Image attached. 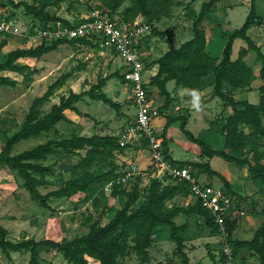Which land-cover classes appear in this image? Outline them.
<instances>
[{
    "label": "rangeland",
    "instance_id": "1",
    "mask_svg": "<svg viewBox=\"0 0 264 264\" xmlns=\"http://www.w3.org/2000/svg\"><path fill=\"white\" fill-rule=\"evenodd\" d=\"M14 1H26L38 7L45 4L46 11L51 15L68 21L84 19L96 12L109 13V10L99 0ZM205 1L207 0H173L169 8L158 19L150 23L152 25L151 32L140 40L144 66L146 64L147 67L151 68L160 54L171 48H178L183 42L193 37V11L198 13ZM128 4L129 2H126L120 10H123ZM250 5L251 0H222L216 8L204 17L200 26L207 33L206 37L208 36L209 40L207 50L213 57L221 56L229 34L244 24L250 12ZM256 7L261 22L249 30V35L264 53V0H256ZM0 17L15 20L14 22L22 31L21 34L16 35H0V44L3 41L6 42L5 45H0V63H4L8 53L14 49L36 47L41 44V39H31V27L38 21L26 13L24 6L15 7L8 0H0ZM114 17L121 18V14L118 12L114 14ZM138 17L146 20L142 15ZM247 46L245 40L236 39L233 59H237L242 47ZM244 60L253 69L254 78L251 83L246 87L239 88H233L226 84L224 89L238 101L248 100L252 103H259L262 85L260 78L262 62L257 59V55L253 51L247 52ZM16 64L25 65L26 68L23 70H0V76H7L16 81L14 86L0 82V151L6 136L22 127L34 98L41 96L51 83L65 73L69 74L68 80L41 108L42 115L49 113L52 106L59 103L63 95L68 96L72 91L76 93L87 91L101 78L113 75L115 72L118 75L109 78L101 91L121 105L120 112L100 100H93L90 96H85L83 100L75 103L80 112L65 111L66 120L59 122L55 130L44 132L37 138L19 142L14 147L13 154L44 143L51 137L68 138L74 135L91 136L93 134L120 137L125 128L134 121L133 116L136 115L137 111L134 105L131 106L132 91L124 79L122 60L112 50H105L98 44L66 43L39 59L22 57L16 61ZM144 73V80L146 81L149 74L145 71ZM151 80L152 77L149 82L146 81V85ZM205 83H207L206 89L210 88L211 92L197 94V97L184 96L185 100L183 99V103L187 105L194 104L190 101L192 98L201 105L206 104V107L202 108L204 118L196 117L194 119L196 122L191 119L188 124V129L196 135L199 133L198 130L203 131V129L209 128L211 124L217 125L216 131L218 133L223 120L232 112V108L226 105L221 98L212 95L211 80L209 79ZM149 94L152 106L159 109L157 106L159 104L157 99V95H160L159 89L154 90L153 88ZM205 97L208 99L204 100ZM123 106H125L126 112L122 111ZM162 131L160 130L159 133ZM216 131L212 130L213 133ZM246 131L248 132L249 129L246 128ZM220 135L218 134V136ZM205 136H208L206 132ZM172 137L170 148L175 160H194L198 156L196 151L200 149L199 145L189 140L181 131L180 123L173 126ZM133 146L130 145L129 147ZM137 146L141 147L140 145ZM129 147L123 152L115 149L110 154L105 153L98 165L95 164L86 170L75 169V165L85 156V150L81 151L80 155L64 152L50 155L43 162L50 167V172L45 176L46 182L39 186V190L46 194L59 189L68 180L78 179L83 182L87 176L91 174L101 176L106 171H111L113 167L114 172L120 175L131 162H136V159L128 153ZM213 147L218 148L220 145L215 142ZM201 155L203 156L202 152ZM249 157L255 164L254 154L250 153ZM136 163L138 164V162ZM209 163L214 170L232 180L234 186L238 187V181H240V185L247 194L248 189L254 191L246 197L241 196V199L233 196L232 219H236L239 223L240 219L245 217V222L238 224L237 236H235L239 239H250L252 236L250 229L254 230L264 222V196L259 192L251 176L248 177L250 172L246 167L241 168L239 165L228 162L219 156L211 157ZM153 168L150 165L147 173H152ZM200 173L204 174L200 175V180H208L216 186L223 185L220 184L218 176H209L204 170ZM167 177L163 178L172 181ZM141 178L140 186L144 190L149 178L147 175L141 176ZM102 184L103 182H95L89 186L86 192H77L72 196H51L48 199V207H43L31 198L24 186V180L17 172L3 165L0 167V225L8 230V238L12 241H19L23 238H33L37 241L46 239L62 241L64 238L69 240L81 236L89 231L90 226L95 221H99L101 225L109 223L115 217L116 212L123 208L125 195L132 186L131 184L124 185L123 189L121 188L115 196L112 193L106 194L101 187ZM143 199L141 197L139 203H142ZM173 200L168 201L167 205L176 204L187 207L194 203L189 204V198L183 199V197ZM185 220L189 223L188 231L184 237L186 239V252L190 257L191 264H222L225 259L227 264H260L257 257L248 249L238 251L233 249V258L229 261L224 253V244L219 233L207 228L203 219L197 216L192 217L179 213L175 218L179 224ZM158 229L159 233L157 232L158 234L154 237L149 248L150 262L147 264H181V258L175 252L176 244L170 238V227L162 225ZM39 253L41 264H70L64 258L63 252L57 249L40 247ZM224 255L226 258L223 257ZM30 256L29 250L9 251L7 254L0 248V264H29ZM88 258L91 264H100L94 262L92 258ZM124 261L127 264H142L140 257L134 252L125 257Z\"/></svg>",
    "mask_w": 264,
    "mask_h": 264
},
{
    "label": "trees",
    "instance_id": "2",
    "mask_svg": "<svg viewBox=\"0 0 264 264\" xmlns=\"http://www.w3.org/2000/svg\"><path fill=\"white\" fill-rule=\"evenodd\" d=\"M15 7L24 6L26 13L31 15L34 20L41 24L59 21L69 23L66 19H60L46 11V5L36 6L26 1L15 2L8 0ZM109 10L108 14L120 13L121 19L132 22L142 15L149 23L158 19L171 5L173 0H99ZM222 0H207L203 2L198 13L193 11L194 21L192 24L193 37L183 42L178 48H171L166 51L159 59L158 71L152 77L148 86H157L160 95L165 97L164 103L159 107L160 113L168 110L173 104L171 93L167 89V83L174 80L177 88H186L191 92H199L203 89L205 79L213 78V95L221 98L223 102L232 108V114L222 122V127L218 132L224 137V144L216 149L206 141L204 134L195 135L188 129V117L184 115L166 116V123L162 131L163 148L166 156L172 158L168 148V130L175 122H180L181 131L189 140L199 145L201 152L205 156H219L224 160L236 163L239 166H246L254 184L259 192L264 196V53L259 45L250 37L249 30L260 24L261 17L257 13L256 0H251L250 12L244 24L229 34L226 44L220 57H212L206 50V32L200 26L204 17L209 14ZM129 2L123 10L121 7ZM83 20L75 21L79 24ZM243 39L247 47H242L237 59H233V48L236 39ZM66 43H87L96 45L86 38L58 39L53 41L42 40L36 47L18 48L8 53L7 60L0 63V70H23L25 65H17L16 61L22 57L39 59L43 55L57 50L60 45ZM3 41L0 45H5ZM253 51L257 59L262 62L260 68V87L261 98L259 103H252L248 100L238 101L225 91L226 84L233 88L246 87L254 78L253 69L249 66L244 56L247 52ZM108 75L101 78L98 83L92 85L87 91L81 93L70 92L68 96L63 95L59 103H55L46 115H42V107L50 101L51 97L60 90L69 78L65 73L49 85L47 90L32 101L22 127L6 136L4 145L0 151V167L6 166L24 180V186L30 193L33 200L41 206L48 207V199L51 196H72L77 192H86L90 185L97 182L105 183L117 178L119 175L111 171H106L101 176L89 175L83 182L78 179H71L65 182L59 189L43 194L39 190L40 185L45 184V176L50 172V167L43 162L50 156L59 152L80 155L85 150V156L75 165V169L86 170L93 165H98L105 153H111L115 149L123 152L130 145H122L117 135L93 134L74 135L68 138L51 137L46 142L37 144L17 154H13L14 147L23 140H29L41 136L44 132L56 129V125L66 120L65 111L73 110L80 112L75 103L90 96L93 100H100L110 107L120 112L121 105L108 97L101 91L106 86L107 80L113 76ZM123 77V75H122ZM125 79V78H124ZM0 82L5 85L14 86L16 81L7 76H0ZM132 121L131 123H134ZM217 125H210L206 130L216 131ZM246 128L249 131H246ZM217 132V131H216ZM141 147H146L143 143ZM253 153L256 159L252 163L249 154ZM174 160V159H173ZM263 160V161H262ZM181 166H190L193 174L194 170L202 168L209 176H218L223 183L226 193L241 199L234 190L229 180L218 171L214 170L207 163L175 161ZM76 171V170H75ZM196 177V176H195ZM172 179L170 177H167ZM141 177L131 179L124 185L131 184L130 190L126 193V199L122 209H119L115 217L107 224L101 225L95 221L87 233L72 239L64 238L62 241L46 239L37 241L33 238H23L19 241H12L8 238V230L0 225V248L7 254L9 251L29 250L31 253L29 264L40 263V247L57 249L63 252L64 258L70 264H91L89 258L100 264H127L124 258L132 252L136 253L142 264L150 262L149 248L158 234L159 227L167 225L170 227V238L175 242V252L181 258V264H191L190 257L186 252L184 234L188 231L189 223L178 224L175 218L179 213L185 215H200L204 218V225L214 232L219 233V226L215 222L214 215L203 208L201 202L196 199L194 203L187 207L176 204L167 205L168 201L173 200L178 195H192L187 183L179 179L167 181L164 178L150 177L145 189H141ZM124 185L116 186L113 195L117 196L119 190ZM143 192V193H142ZM193 196V195H192ZM143 197V202L139 203ZM227 241L235 250L248 249L255 255L260 264H264V222L256 229L251 239H239L235 236L238 228L236 219L230 216L226 219ZM226 258V256H223ZM227 264L226 259L224 263Z\"/></svg>",
    "mask_w": 264,
    "mask_h": 264
},
{
    "label": "built area",
    "instance_id": "3",
    "mask_svg": "<svg viewBox=\"0 0 264 264\" xmlns=\"http://www.w3.org/2000/svg\"><path fill=\"white\" fill-rule=\"evenodd\" d=\"M81 20V19H80ZM79 24L75 21L57 22L56 24L32 25L31 39L53 41L58 39L86 38L98 44L105 50L114 51L122 60L124 78L131 84L132 104L136 108L135 122L128 125L120 134L122 145L145 144L150 151L152 173L142 171L136 162H131L123 169L121 174L109 180L103 186L104 192L111 194L116 186L124 185L131 179L141 176L163 178L168 176L187 183L190 193L198 199L203 208L210 211L219 226L220 239L223 241V250L227 259L233 258V248L227 241V217L232 218L234 198L226 193L223 186L204 184L200 182L190 166H181L174 163L164 152L162 133L154 126L153 121L160 115L158 107L152 106L144 80V63L140 40L149 34L152 25L144 18L137 17L132 22L123 21L119 17L108 13H93L90 17L82 19ZM17 24L4 17H0V35L21 34Z\"/></svg>",
    "mask_w": 264,
    "mask_h": 264
},
{
    "label": "crops",
    "instance_id": "4",
    "mask_svg": "<svg viewBox=\"0 0 264 264\" xmlns=\"http://www.w3.org/2000/svg\"><path fill=\"white\" fill-rule=\"evenodd\" d=\"M13 21H15V20H13ZM207 34V33H206ZM208 45H209V40H208V36H207V42H206V50H207V48H208ZM152 48V47H151ZM155 48V47H154ZM207 52H208V50H207ZM209 53V52H208ZM164 53H162V54H160L159 55V58L163 55ZM209 55H211L210 53H209ZM212 56V55H211ZM213 57V56H212ZM218 57H220V56H218ZM158 58V59H159ZM148 65H146L145 64V72H147L148 74H149V77L146 79V81L147 82H149L150 81V78L151 77H153L154 75H156V73H157V71H158V64L155 62L154 64H153V66L150 68V67H147ZM123 67V72H124V70H125V67L124 66H122ZM145 74V73H144ZM211 80V87H212V92H213V88H214V86H213V78L212 77H208V78H206L205 79V82H207V80ZM204 82V84H203V89L201 90V91H199V92H191L189 89H186V88H177L176 87V83H175V81L174 80H172V81H169L168 83H167V89H168V91L171 93V96H172V98H173V104L171 105V108L170 109H168V110H163L161 113H160V115L157 117V118H155L154 119V121H153V124H154V126L160 131V130H163V127H164V125H165V123H166V116L167 115H172V116H179V115H184V116H187L188 117V124H189V121L192 119L193 120V122H196V121H194V119L197 117H201L202 119L204 118V113H203V107H206V104H203V105H201V104H199V103H197L196 102V100H194L193 98L192 99H190V101H192L194 104H192V105H187V104H185V103H183V99L185 100V98H184V96H187V97H189V95H191V97L193 96V97H197V94H200V93H202V94H204V93H209V92H211V89L209 88V89H206V84L207 83H205ZM128 84V87H129V89L131 90V84L128 82L127 83ZM150 88V89H149ZM153 88H154V90H157V86H148V91L149 92H151V90H153ZM149 96H150V94H148ZM212 95H213V93H212ZM149 99H151V98H149ZM157 99H158V105L157 106H159V107H161L162 105H163V103H164V100H165V97L164 96H162V95H157ZM208 99V97H205L204 98V100H207ZM131 106H133V104L131 105ZM186 108V109H185ZM126 109H125V106H123V112H126L125 111ZM232 110V109H231ZM203 114V115H202ZM232 114V112L229 114V115H231ZM135 117H136V115H134L133 116V118H134V120H135ZM165 117V118H164ZM228 117V116H227ZM176 123H180V122H175V123H173L171 126H170V128H169V130H168V148H169V152H170V154H171V157L175 160V158H174V156L172 155V149L170 148V141H172L173 140V137H172V130H173V126L176 124ZM187 127H188V125H187ZM210 127V126H209ZM208 129V127L207 128H205V129H203V131H201V130H198V135L199 134H201V133H203L204 132V135H205V132L207 133V135L208 136H205V138H206V141L208 142V143H210V144H212V146H213V144L216 142V143H219V145H220V147H218V148H216V149H219V148H221L222 146H223V144H224V137L222 136V135H220V133L218 132H215V133H213L212 131H206ZM218 134L220 135V136H218ZM196 135V134H195ZM215 148V147H214ZM189 150L191 149V148H188ZM200 150H201V148L200 149H198L197 151H196V154L198 155V156H196L195 158H194V160H184V161H189V162H199V163H209V160H210V158L211 157H209V156H205V155H201V152H200ZM128 153L132 156V157H134L135 159H136V162H138V164L141 166V168L142 169H144V171H146V172H148L147 171V169H149V166L151 165V155H150V151L148 150V148H144L143 147V149H141V147H139V146H137V145H134L133 147H129V150H128ZM214 157V156H213ZM175 161H177V160H175ZM232 163V162H231ZM210 164V163H209ZM236 164V163H235ZM241 168H245L246 166H240ZM247 168V170H248V167H246ZM203 169L202 168H196L195 170H194V172L196 173V178L199 180V181H201V182H203V183H205V184H212V183H210V181H208V180H205V181H202V180H200V175H204L203 173H200L201 171H202ZM217 171V170H216ZM208 174V173H207ZM249 174V173H248ZM224 175V174H223ZM225 176V175H224ZM246 176H247V172H246ZM250 176V174L248 175V177ZM226 178H227V176H225ZM242 177V176H241ZM218 179H219V182H220V184L222 185L223 183L221 182V180H220V178L218 177ZM228 179V178H227ZM247 179V178H246ZM229 180V182L232 184V186H233V190L238 194V195H240V196H242V197H246V195H248V194H251V193H254V191L253 190H251L250 189V191H249V189H248V194L246 193V190L242 187V185H240V181H238L239 182V185H238V187H236V186H234V184H233V182H232V180H230V179H228ZM237 180H239V177H237ZM182 197H183V199H185V198H189V204L190 203H192V202H195V200H196V198L195 197H193L192 195H188L187 197L185 196V195H178V196H176L175 198H174V200L175 199H178V198H181L182 199ZM245 199V198H244ZM173 200V201H174ZM188 204V203H187ZM190 216V215H189ZM192 217H195V216H197V217H199V218H202L203 219V223H204V218L202 217V216H200V215H196V214H192L191 215ZM177 222V221H176ZM185 222H188V221H186L185 220ZM240 222H245V217H242L241 219H240V221H239V223ZM184 223V222H183ZM238 223V224H239ZM179 224V223H178ZM180 224H182V223H180ZM245 224V223H244ZM258 228V227H257ZM257 228H255L254 230H252V229H250V232H251V234H252V236L250 237V239L253 237V235H254V233H255V231H256V229ZM238 230V229H237ZM245 230H247L246 228H245ZM159 233V232H158ZM235 235H236V233H235ZM237 236V235H236ZM249 239V238H248Z\"/></svg>",
    "mask_w": 264,
    "mask_h": 264
}]
</instances>
